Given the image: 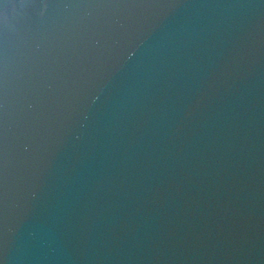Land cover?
Segmentation results:
<instances>
[{
	"label": "water",
	"instance_id": "1",
	"mask_svg": "<svg viewBox=\"0 0 264 264\" xmlns=\"http://www.w3.org/2000/svg\"><path fill=\"white\" fill-rule=\"evenodd\" d=\"M0 264H264V0H0Z\"/></svg>",
	"mask_w": 264,
	"mask_h": 264
}]
</instances>
